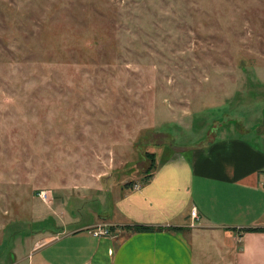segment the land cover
Masks as SVG:
<instances>
[{
	"label": "rangeland",
	"instance_id": "1",
	"mask_svg": "<svg viewBox=\"0 0 264 264\" xmlns=\"http://www.w3.org/2000/svg\"><path fill=\"white\" fill-rule=\"evenodd\" d=\"M218 136L264 147V0H0V264Z\"/></svg>",
	"mask_w": 264,
	"mask_h": 264
},
{
	"label": "crops",
	"instance_id": "2",
	"mask_svg": "<svg viewBox=\"0 0 264 264\" xmlns=\"http://www.w3.org/2000/svg\"><path fill=\"white\" fill-rule=\"evenodd\" d=\"M182 151L156 162L138 187L119 189L108 213L93 223L67 230L56 223L60 231L33 247L49 244L39 252L38 263L195 264L200 255L212 259L215 251L226 260L232 253L236 264H264V232L242 231L264 227V147L237 136H218L184 155ZM134 224L162 229L123 228ZM98 225L113 229L96 236L92 229Z\"/></svg>",
	"mask_w": 264,
	"mask_h": 264
},
{
	"label": "trees",
	"instance_id": "3",
	"mask_svg": "<svg viewBox=\"0 0 264 264\" xmlns=\"http://www.w3.org/2000/svg\"><path fill=\"white\" fill-rule=\"evenodd\" d=\"M233 121H236V120H233ZM167 155H165V156H167ZM149 156L151 158H150L149 166H148V168L146 170V176H145L146 178L149 175V173H151V171L155 168V165H156V160H155V157H154L155 155L153 156V153H151ZM164 160H165V158H162L161 159V162L164 161ZM157 163H159V162H157ZM47 219H45V220L43 219L41 221H38L35 225L36 226H40V225H43V224L48 223V222L51 221V218H50V221L46 222ZM123 228L125 230H127L128 232L154 231V230H160V229H162V227H160V226L154 227V226H151V225H142V224L125 225V226H123ZM58 229L59 228H57V226L54 225L51 229H49V231L56 232ZM111 229H113V227H110V230ZM168 229H171V230H180V229H184V228H180V227H170ZM58 231H60V230H58ZM242 231H244V232H264V227H246V228H243Z\"/></svg>",
	"mask_w": 264,
	"mask_h": 264
},
{
	"label": "built area",
	"instance_id": "4",
	"mask_svg": "<svg viewBox=\"0 0 264 264\" xmlns=\"http://www.w3.org/2000/svg\"><path fill=\"white\" fill-rule=\"evenodd\" d=\"M44 192L41 191L39 193V197L43 200V201H46L47 200V197L48 195L45 197L44 196ZM190 217H191V225H193V220L196 218V211H195V208H192L191 211H190ZM92 229V228H91ZM110 232L109 228L107 225H98L96 226L94 229H92V233L96 236H103V235H108Z\"/></svg>",
	"mask_w": 264,
	"mask_h": 264
}]
</instances>
